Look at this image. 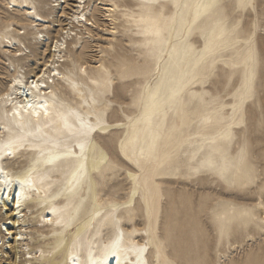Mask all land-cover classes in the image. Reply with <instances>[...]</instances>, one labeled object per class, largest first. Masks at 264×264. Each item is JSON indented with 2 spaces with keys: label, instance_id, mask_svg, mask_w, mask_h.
<instances>
[{
  "label": "rangeland",
  "instance_id": "rangeland-1",
  "mask_svg": "<svg viewBox=\"0 0 264 264\" xmlns=\"http://www.w3.org/2000/svg\"><path fill=\"white\" fill-rule=\"evenodd\" d=\"M31 1L51 21L52 27L44 32L49 42L59 37V28L70 26L67 17L74 10V0L61 3L66 14L60 6L56 12L51 13V0ZM100 2L114 5L115 10L110 13L113 16H109L114 21L105 16ZM208 2L209 0H187L183 6L176 7L174 0H156L158 6L139 9L140 0H86V16L93 24L87 25L88 34L81 26L72 28V32L83 35V38L78 39V44L77 38H74L76 43L70 44V51L60 69L76 76L78 84L84 83L93 89L96 86L90 85L89 81L98 80L101 84L98 91L103 90L107 76L96 71L94 65L102 64L109 69L113 77L111 87L116 101V110L110 119L113 123H123L125 127L121 132L112 133L99 148L89 153L91 156L88 164L98 161L101 149L108 161L98 162L95 170L90 171L81 183L74 197L63 199L68 203L62 207L65 210V219L76 222L87 215L93 208L94 194L99 198V205L126 204L132 182L129 181L127 170L123 174L119 170L125 168V163L122 157L117 161L119 140L113 142L114 137L122 138L124 133H128L130 139L138 136L139 142L135 145L137 153L147 141L153 143L148 148L151 149L152 159L145 165L141 175V183L147 181L148 189L142 188L141 197L136 198L135 204L126 209L113 211L114 208L108 206V212L96 225V234L92 237L94 242L88 245L82 239L77 243L83 260L87 259L90 247L95 253L109 242L117 232L115 221H119L120 230L125 233L126 244L132 241L144 244L146 240L158 238L159 260L157 261L156 247L148 254L152 264H264V225L261 224L264 215L259 208V187L248 191L239 187L231 188L211 172L196 174L190 168L199 167L201 162L211 160L218 166L227 165L238 182L243 179V173L248 168H255L258 173L264 174V87L258 83L255 100L248 102L238 113L234 114L231 108L232 103H235L231 96L243 77L241 65L248 54V46L238 45L236 41L247 38L253 25L256 32L254 47L259 60L258 73L260 82H264V4L259 5L257 12L241 7V0H216L219 5L216 8H197V5ZM3 3H6L5 0H0V4ZM117 8L120 10L117 11ZM125 8L130 15L135 10L137 20L141 14L148 17L151 13L162 29L165 24L172 23L168 24L164 33L166 47L171 51L169 60L174 59L175 66L196 64L199 56L192 52L193 45H198V51L202 54L206 44L210 48H216L214 53L205 54L206 60L200 65L195 77L190 74L184 81L180 99L160 108L155 114L146 112L148 93L145 86L152 81L154 88L160 76L155 74V62L145 59L140 50L130 46L138 41L134 32L126 31L129 22L123 18ZM57 14L65 16H60L56 21ZM11 17L22 20L17 12L0 8V30L10 23ZM22 23L15 22L18 29L26 30L22 38L27 44L34 34ZM237 23L241 25L238 34L232 31ZM132 27H135L134 23ZM222 33L223 39H220ZM28 47L32 50L30 54L27 53L29 58L15 61L16 66L18 64L24 67V75H28L31 67L38 66L39 60L42 61V57L46 56L45 46ZM43 48L45 54L37 56L38 51ZM3 51L0 49V92L5 89L9 80L8 70H11L10 59L5 58L9 55ZM167 58L168 56L162 62L161 74L166 68L170 73L175 71L166 64ZM124 60L128 62L127 67ZM85 66L88 71L87 78L82 74L78 77L76 74L79 73V68ZM176 78L179 80L178 72ZM209 79L211 86L205 87V82ZM171 87H174L173 83H165L162 94ZM55 91L67 105L79 108L80 97L74 95L65 84H58ZM206 93L212 95L205 96ZM219 94L223 95L217 103L214 97ZM142 95L145 104L139 103ZM224 96L228 99L225 100ZM117 114L120 120L115 119ZM135 118L139 119L133 122ZM140 121L146 126H137ZM46 146L54 147L55 143L51 142ZM198 146L200 147L197 150ZM242 149H245L243 158ZM191 153H195L194 158L190 157ZM34 154V151L22 153L21 163L24 166L30 164ZM117 163L119 168H113ZM74 166V163L57 166L51 171V181L44 188L48 189L51 184V194L60 189ZM144 191L149 192L147 207L143 198ZM245 210H249L251 215H244ZM33 215L34 218L27 220L22 228L32 238L28 239L29 248L49 250L56 243L51 239H42L39 234H48L53 228L37 227L40 224L39 213L33 210ZM0 217L3 219L2 215ZM149 221L151 236H145L143 232L148 229ZM102 222L106 223L105 227ZM133 229L137 231L129 238L128 234ZM9 252V249H2L0 264H11L8 259ZM63 261L64 251L61 249L54 262H30L22 258L21 264H63Z\"/></svg>",
  "mask_w": 264,
  "mask_h": 264
},
{
  "label": "snow or ice",
  "instance_id": "snow-or-ice-1",
  "mask_svg": "<svg viewBox=\"0 0 264 264\" xmlns=\"http://www.w3.org/2000/svg\"><path fill=\"white\" fill-rule=\"evenodd\" d=\"M24 3L27 5V0H24ZM83 3L84 0H79L81 7ZM262 4H264V0H241L240 6L257 12L259 11V5ZM15 5L16 0H9V2L0 4V8L12 9ZM156 6H158L156 0H140L138 4L139 9H151ZM218 6L216 0H209L206 4L197 5V8L207 9L216 8ZM176 7H179V4H177ZM185 7H187V5H185ZM32 8L33 11L28 14L29 19L35 16V5H33ZM116 10L119 11L120 9L117 8ZM123 18L129 22L126 31L134 32L138 41L130 46L140 50L144 54L145 59H150L155 62V74L160 76L154 88L152 86V81H149L145 86V90L148 93V103L145 105L146 112L155 114L160 108L173 104L180 99L184 81L190 74L195 77L200 65L206 60L205 54L214 53L216 48H210L209 45L206 44L204 54H202L198 51V45H193L192 52L199 56L195 65L190 63L187 66L183 64L173 66L175 69L174 72L170 73L169 69L166 68L164 73L161 74L160 65L163 62L164 56L167 55L165 52L167 45L164 30L160 27L159 22L152 18L151 13H149L148 17L141 14L139 20H137L135 10H133V13L130 15L127 8L123 9ZM75 19L79 23L85 21L86 17L77 14ZM133 23L135 24L134 28L132 27ZM87 24L91 26L92 21L87 20ZM16 26L15 22L5 26V34ZM240 28L241 25L237 23L233 27V33L238 34ZM105 31H107V29H105ZM69 35L70 33L68 31L63 32L64 38H67ZM71 35L75 38L76 34L73 32ZM255 36V25H253L251 34L247 38L242 40L238 39L236 41L238 45L246 44L248 46V54L243 65H241L243 68V77L239 86L236 87L235 92H233L231 96V99L235 101V103L231 105L234 114L243 109L248 102L255 100L258 83H260L261 87H264V82H260L258 73L259 60L257 51L254 47ZM220 39H223V33ZM65 47V44L57 43V50ZM123 63L125 67H127V60H124ZM94 66L96 71L107 76L102 91L97 90L101 88V84L96 79L89 81L90 85L96 86V88L93 89L84 83H76V76L72 73L61 76L59 71H55L51 74V81H48L45 73H41L40 76L32 79L31 84L28 85V91L24 93L25 99L23 102H14L11 92L0 97V100L11 105V112L5 109V119L11 117L12 123H14L21 132H23L25 128H35V133L29 131L26 135L10 134L7 141L4 140V133L0 132V190L4 187L11 189L13 185H18L19 190L14 191L16 208L19 210L23 205H26L28 201H33L35 209L30 207L29 211L35 210L39 213L38 219L40 224L37 225V227L43 228L45 225H55L62 229V231L59 232L53 231L52 236L58 239L52 252L48 253V255H54L67 246L68 230L73 226L72 220L65 219L64 208L57 207L56 205L65 195V192L75 195L77 186L80 183V177L84 175V165L83 163H79L76 166L75 171L72 172V178L68 180L65 188L57 192L55 196H51V184H49L48 189L42 187L48 179L46 176H42L39 182L37 181L36 166L41 160L45 165H55L57 161L62 159L75 160L77 162L82 159H87L86 153L89 150L95 151L107 137L111 136L114 132H121L125 127L123 123H113L110 119L112 113L116 110L114 90H112L111 87L113 77L111 76L110 70L105 68L102 64H95ZM177 72L179 73V80L176 78ZM79 73L87 78V66L80 67ZM58 76L62 81H66L70 85L74 95H79L81 103L78 109L75 107H68L59 97V94L50 87L51 83L55 81ZM42 80L48 81L49 83L47 94L44 96L41 95V89L44 88V84L40 82ZM166 82L173 83L174 87L164 90L162 94V88ZM21 85V80L16 79L13 81V88ZM204 86L210 87L211 80L209 79L206 81ZM228 90L231 91V88ZM30 94L32 97L31 99L28 98ZM211 95L212 93L205 94V96ZM222 95L223 94H219L214 97L217 103L220 102ZM49 96L52 97L53 100L51 104L48 102ZM223 98L225 100L228 99L226 96ZM139 103L145 104L143 95L140 97ZM121 111H123V107H121ZM115 119L120 120L119 114H117ZM42 124L45 129L54 127L57 133L55 147L60 149L62 145V151H60L59 154L51 151L45 153L29 140V137H33L42 132ZM5 131L11 133L10 128L5 129ZM116 139L119 140V151L116 153L117 161H120L122 157L125 168H119V163L113 165V168H119L121 174L127 170V176L132 182L131 198H140L142 188L144 190L148 189L147 181H144L143 184L141 183V175L145 170V165L152 159L151 149L145 151L141 148L140 152L137 153L135 145L138 144L139 137L136 136L130 139L128 133H124L122 138L114 137L113 142H115ZM76 149L79 151L77 152ZM36 150L40 151V158L25 167L20 161L21 154ZM101 155L103 156V161L107 163L108 158L104 156L102 149ZM244 155L245 149H242V158ZM204 171L211 172L218 180L231 188L239 187L242 190L248 191L259 187L261 198L259 208L264 209V174L258 173L255 168L246 169L243 173V179L239 182L231 175L227 165L218 166L209 160L203 162L199 167L194 169L196 174ZM42 191L45 192V197L43 199L40 198V193ZM148 195L149 192L144 191L143 198L146 207L148 205ZM49 196H51L50 199L48 198ZM116 207L126 209L129 205H117ZM113 211H115V208ZM97 215L99 214L97 213ZM244 215L250 216L251 212L245 210ZM14 218V216L9 217V221ZM113 219H115L114 216ZM261 224L264 225V221H261ZM115 227L117 228V232L109 242L103 246L99 255L94 256L90 247L87 259L83 261L80 260L79 256L76 254L75 250L77 248V243L74 239L68 253L66 264H113V262L114 264H152V261L148 258V254L153 247L157 248V261L159 260L158 238H154L152 241L146 240L142 245L134 241L126 244L125 233L120 230L119 221H115ZM150 228L151 221H149L148 229L143 232L145 236H151ZM136 231V229H133V232L128 234L129 238H131ZM13 236H15V240L18 243L26 238L22 235H16L7 228L0 229V245H8ZM222 236L223 232L221 230V237ZM42 239L47 240L49 237H42ZM44 256L45 253L41 251L40 257L43 258ZM28 259L31 262L32 258L29 257ZM14 264H21V261L17 259Z\"/></svg>",
  "mask_w": 264,
  "mask_h": 264
},
{
  "label": "bare ground",
  "instance_id": "bare-ground-1",
  "mask_svg": "<svg viewBox=\"0 0 264 264\" xmlns=\"http://www.w3.org/2000/svg\"><path fill=\"white\" fill-rule=\"evenodd\" d=\"M66 1L67 0H51V2H53V4L50 7L51 13L56 12L59 6L61 7V10H62V4L65 3ZM186 1L187 0H174V2L176 4H179V6H183L186 3ZM5 2H9V0H5ZM74 2H75V5L73 6L74 10L72 13H70L69 17H67V19L70 20V21H68V24H70V26L59 28L58 33H57V34H59V32H60L59 37L58 38L55 37V39H53L51 42H49V38L46 39L45 38L46 35L44 34V32H47L49 30V28L52 27L49 17L41 14L35 6V16L33 18L29 19L28 14L33 11L32 6L34 4L32 3V1L27 0V5H25L24 0H16V5H15V7H13L11 9V11L12 12L14 11L15 13L17 12L21 16L22 20H18V19L14 20V17H11V19H9L10 23L5 24V25L6 26L10 25L13 22H17V23L23 22L22 24H24V26L27 27L28 29H31L30 32L32 34H34L33 38L30 39L27 44L32 46V47L33 46H40V45H42V47L45 46L46 47V49H45L46 54L44 53L45 50L43 48V50L38 51L37 56L42 55V54L43 55L45 54L46 56L42 57V59H43L42 61L39 60L38 66L35 67L33 65V67H31V71H29L27 69L29 71L28 75H26V74L24 75L25 71H22V69L24 67L21 65L19 66L18 64L16 66L15 61L28 59L29 55H27V53L30 54L32 51V50H30L28 45L23 41V38H24L23 34L26 33V30L22 31L21 29H18L17 27H15V28H12L7 34H5V32H4L5 27H3L0 30V49L4 50L3 51L4 54L9 55V57H5V58L7 60L10 59L9 63H10L12 71L8 70L9 80L5 86V89L0 92V97H3L6 93L11 92L14 102H23L25 99L24 93L26 91H28V85L31 84L32 79L40 76L41 73H45V75L48 78V81L52 80L51 74H52V72H55V71H59L61 76L68 75V73H66V72L62 71V69H60V66H62V63L66 60V56H68L67 54L70 51V49H69L70 44L76 43L74 38L72 39V35H71V33H73L72 28L81 26L82 29H84L86 31V33L88 34L87 20H90V18H88L86 16V13L88 11V9L85 10L86 0H84L82 7L79 4V0H74ZM99 4L101 5V9L104 11V13H106L105 16H107V17L113 16L110 13L115 10L114 5L106 4L103 2H100ZM62 11H59V13H63V12L65 13V11H63V12ZM58 14H57L56 21L59 20L58 18L60 16H65L66 13L64 15L61 14L59 16H58ZM77 14L84 15L86 17V20L78 23L77 20L75 19ZM108 20L114 21V19L112 17H109ZM4 21H6V20H4ZM7 22H8V20H7ZM92 24H93V21H92ZM168 24L169 23L165 24V27L163 28V30L168 28V26L171 25L172 23H170L169 25ZM36 30H37V32H36ZM64 31H68L70 33V35L67 38L63 37ZM75 34H76L75 38H77V41H78L77 44H78V43H80V41L78 39H82L83 35H79L77 32H75ZM58 42L61 44H65L66 47L57 50V43ZM165 52L167 53V55L164 56V59L166 56H168V58L165 60V62H166V64L172 66V70L174 71L173 66L176 65V61L174 59L169 60V58L171 57V51L168 47L165 48ZM68 60H70V59L68 58ZM47 66H50V67H47ZM161 67H163L162 63L160 65V68ZM76 75L78 77H81L80 73H78ZM16 79L21 80L22 85L16 86L15 88H13V81ZM48 81H44V80L40 81L41 83L44 84V88L41 89V95L42 96L47 94V91L49 88ZM61 83L65 84L67 87H69L71 89L70 85L66 81H62L59 76L56 78L55 81H53L51 83L50 87L55 91L58 84H61ZM76 83H78V82H76ZM166 83L170 84L171 82H166ZM71 91H72V89H71ZM76 95L79 97L78 94H76ZM28 98L29 99L32 98L31 94L29 95ZM48 102H49V104H51L53 102L52 97H50V96L48 97ZM67 106L70 108L73 107L71 104H68ZM5 109H7L8 112H11V105L6 104V102L3 100H0V132L4 133V140L5 141H7V138L10 134H12V135H26L29 131L35 133L34 127L33 128H25L23 130V132H21L15 126V124L12 123L11 117L5 119V116H4ZM138 119L139 118H135L133 120V122L137 121ZM146 121H148V120L146 119ZM139 124H142V121H140L137 124V126ZM142 125H143V127L146 126L145 124H142ZM8 128L11 129V133L5 131V129H8ZM41 128H42V132L36 134L33 137H29V140L34 145H36L38 147V149H42L45 153H48L49 151H51L53 153L59 154V152L62 151V145H61L60 149H57L55 146L50 147V148L46 146L48 144H51V142L56 143L57 133H56L54 127H48L45 129V128H43V124H42ZM152 144L153 143L151 141H147L145 143V145L140 147V149L143 148L145 151H147L148 148ZM199 147L200 146L197 147V150ZM76 151L78 152L79 150L76 149ZM92 151L93 150H89L86 153L87 159H82L79 162H77L75 160L62 159L60 161H57L55 165H45L43 163V161L41 160V162L36 166L37 167V172H36L37 181L39 182V180L42 176H46L48 179L42 185V187L44 188L45 185H47L49 183V181H51L50 180L51 171H53L59 165H62L65 163H72V164L74 163L75 166L70 170L68 177L62 183V186L60 187V189L58 188L53 194H51V196H55L57 194V192H60L62 189L65 188L68 180H70L72 178V172L75 171L76 166L79 163H83L84 175L82 177H80V183L77 186V190H78L81 183L84 182V180L87 178L89 172L95 170L96 164L98 162H100V163L103 162V156L101 155L98 157L99 159L96 163L89 162V164H88V160H90V156H91V154H89V153L90 152L92 153ZM34 153H35L34 157L30 160V164L33 161L40 158V151L39 150L34 151ZM194 156H195V153H191L190 157L194 158ZM45 158H46V156H45ZM201 163H203V162H201ZM28 165H26L25 167H27ZM197 167L198 166H191L190 168L196 169ZM18 190H19L18 185H13V187L11 189L4 187L2 190H0V211L2 212V214H0V215L3 216V219L0 217V219H1L0 220V229L7 228L8 230L12 231L16 235H22V236H25L26 238L18 243L15 240V236H13V238L11 239V241L8 245H0V252L4 248L10 250L11 253L9 252L10 255L8 254L9 255L8 259H9V262H11V264H14V262L17 259H19L21 261L22 258L27 259V261H29V259H28L29 257L32 258L31 262H40V261L54 262L56 260L57 253H55L54 255H48V253L52 252V249L55 245L51 246L49 250H44L40 247L36 248V250H32L29 248L28 239H32V238H31V236H29L28 231L26 229H22V228L25 226V223H27V220H29L30 218H34L33 211L30 212L29 208L31 207L32 209H35V204L33 203V201H28L26 203V205H23L18 210L16 208L15 199H14V191H18ZM131 190H132V186H131ZM131 190H130L129 198L125 202L126 204H127V202H129V206L134 205L136 202V198L135 199L131 198ZM51 196H49L48 198L50 199ZM44 197H45V192L42 191L40 193V198L43 199ZM73 197H74V195L65 192V195L60 199V201L58 202V204L56 206L60 207V205L63 204L61 206V208L65 207L68 203L63 201V199L65 200V199L73 198ZM98 199H99L98 196L96 194H94L93 199H92L93 208L90 210V212L87 215H85L82 219H80L79 221H76V222L72 221L73 226L68 230L67 246L62 248L64 251L63 264H66V262H67L68 253L71 249L72 241L74 239L76 240V243L80 242L82 239H85L88 245H90L91 243L94 242V239L92 237L96 234V232H95L96 225H98V223L100 222L102 217L105 215V213L108 212V211H106L108 206L115 208V210L121 209L119 207H116L117 205H122L120 203H110L108 205L103 206V205H99ZM260 210H261V213L264 215V209L260 208ZM21 213H22V215H21ZM97 213L99 215H97ZM12 216H14L15 218L11 219L9 221V217H12ZM110 221L112 222V220H110ZM101 224L103 227L106 226L105 222H102ZM44 227H52L53 229H51L50 230L51 232H49L48 234L42 233L39 235H41L42 237H49V239H51L53 243H56L58 238L53 237L52 233H53V231H57V232L62 231V229L58 228L55 225H45ZM49 239H47V241ZM134 242L139 244L138 241H134ZM102 249L103 248H100L99 250L95 251V253H93V255L94 256L99 255V252ZM41 251H43L45 253V256L43 258L40 257ZM75 251H76V254L79 256V259L83 261L82 255L78 251L77 248ZM113 264H114V262H113Z\"/></svg>",
  "mask_w": 264,
  "mask_h": 264
}]
</instances>
